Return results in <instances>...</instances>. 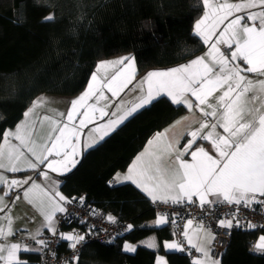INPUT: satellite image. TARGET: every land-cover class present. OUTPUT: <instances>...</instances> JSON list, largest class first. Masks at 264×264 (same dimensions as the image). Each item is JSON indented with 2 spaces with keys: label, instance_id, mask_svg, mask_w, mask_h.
Masks as SVG:
<instances>
[{
  "label": "trees",
  "instance_id": "trees-1",
  "mask_svg": "<svg viewBox=\"0 0 264 264\" xmlns=\"http://www.w3.org/2000/svg\"><path fill=\"white\" fill-rule=\"evenodd\" d=\"M202 12L201 0H0V141L4 130L15 125L35 96L78 94L97 62L115 53H129L134 58L136 77L199 55L205 46L192 41L191 34ZM50 14L54 19L45 21ZM183 112L166 96L155 98L85 150L77 165L61 177L60 190L66 197L79 196L93 210H108L133 226L109 243L85 241L81 235L84 242L72 262L155 264L161 254L167 264H194L197 253L190 259L180 250L164 247L165 241L177 242L175 217L162 214L171 223L157 227L152 221L161 213L138 188L127 182L110 184L113 174L127 167L153 132ZM188 220L197 222H183L184 238ZM68 227L81 225L71 222L61 233H72ZM259 234L264 235V228L241 223L231 232L220 264H264V251H255L254 246L250 250ZM151 236L155 248L141 244ZM127 241L136 243L134 252L123 250ZM68 243L61 239L59 251L66 250ZM39 255L20 256L27 258L26 264H36Z\"/></svg>",
  "mask_w": 264,
  "mask_h": 264
},
{
  "label": "crops",
  "instance_id": "crops-1",
  "mask_svg": "<svg viewBox=\"0 0 264 264\" xmlns=\"http://www.w3.org/2000/svg\"><path fill=\"white\" fill-rule=\"evenodd\" d=\"M262 9H264V5H257L255 8H242L241 12L244 17V21L242 20L241 24H251L252 22L247 19V13L259 12ZM221 12L224 11H220L219 13ZM215 29H217V27ZM214 32H216V30ZM191 37V39H193L192 41L201 42L202 40H200L199 38L201 37L195 33H192ZM216 40L217 36L213 37L207 45V48L210 47V45ZM217 47L219 48L220 53L230 58L231 50L227 44L218 43ZM234 48L235 45L233 44L232 50H234ZM115 54L105 58L106 60L102 59L101 61L111 62V59L114 61L119 60L116 58ZM122 55V57H126V55ZM197 57H204L205 63L213 67L214 72L219 74L220 66L212 60L211 56L207 55L206 48H204V50L199 55L191 58L183 64L181 63V65L189 64ZM231 64L238 65L241 68L248 67L240 59L231 62ZM108 65L110 64H102V67L99 70H97L98 68H95L91 73L84 89L74 96L50 93L38 94L24 110L22 116L15 123V125L4 130L0 141V152L3 153L0 163H3L4 167H0V176H2L5 181L8 182L12 180L21 182V184L18 186H10L8 183H0V227H3L5 231H7L8 218H11L12 230V234L0 236V245L5 246L3 251V255L5 257L7 256V246L11 244H20L22 248L27 246L28 248L32 249V251L28 252L22 250L18 251L16 254L18 261L28 263L27 258L20 256L22 253L40 254L43 248L42 245L37 243L36 240L33 244L26 245L24 243V239L32 238V236H34L37 231L40 232V235L45 232H52L51 230L44 227V214L52 211L54 207V201L56 203H60L61 206L64 205L65 201H60L59 197L56 196V193L58 192L60 195L66 198L65 194L60 190L61 177L69 173L77 165L82 153L85 150L91 148L85 147V144L92 145V147L97 144L100 140H102L100 139L101 136H103V138L107 136L103 135L105 130L102 127L103 125L107 124L108 121L117 120L119 117L124 116L133 107H135L136 104L140 103L142 99L147 97L148 85L144 81L148 73L167 71L169 69L181 66L179 64L172 68L168 67L162 69H153L146 75L142 76L141 79L138 78V80L142 82L139 86L134 88V82L137 80L135 60L133 69L126 68L127 61H125L124 65ZM196 68H201V66H194V70ZM121 69H125L123 74L117 77L115 81H112V77L115 76L116 73ZM94 74L97 76L96 82L92 81ZM241 75L246 77V81H252L254 86L244 95V97H242V101H251L246 105V110L244 112V122H247L258 118V116L261 114H264V91H261L259 85L257 84L258 81H264V75L260 73L247 72H241ZM211 78L215 79L216 77L212 76ZM110 81H112L110 87L112 90H115L117 93L116 95L113 94L112 90H109V87L105 86L108 85ZM90 83L93 84V92L95 94L87 98L84 107H80L78 105L77 111L74 113V120L68 122L67 113L71 108V102L79 98L85 91H87ZM234 83L235 82H233V86ZM226 90V87H216L212 95L207 98V104L200 105L199 107H197L198 101L196 98L190 93H185L183 98L190 102L192 107L189 108L187 104H178L184 109V112L164 128L153 132L148 137L143 147L131 159L127 167L123 170H118L113 174V177L110 180L111 184L114 185L126 182L131 183L136 188H138L148 200L152 202V198L147 192L144 191V187L155 190L157 195H165L166 190L164 185L172 181L174 171L179 168L178 162L176 160L178 154L182 153V155H180L181 160L192 163L193 161L191 152L196 151L199 148H204L209 155H212L214 158H218L219 154L214 148H212L211 141H205L200 137L209 131L214 132V138L219 135H228L221 127H217L214 130L211 128L204 129L199 133L196 141L192 144V147L186 152L184 149L185 145L188 144L190 140H192V137L188 135V133L198 130L202 123H207L209 125L218 122L221 124L223 123L222 114L224 109L218 106V97L222 96L223 92ZM127 93H129V95L126 102L121 103V99ZM159 96H166L172 102L171 97H169L166 93H160V95H157L156 91L153 90L154 99ZM253 97H256L257 99L253 100ZM38 100L42 102L37 103L34 106V102ZM227 102L228 100L226 98L225 103ZM148 104L140 107L139 109L147 106ZM208 104H211L216 108L217 115L215 117H206L204 115V111L212 110L208 107ZM201 108H203L204 111H201ZM29 109H32V111L28 116H25V113L28 112ZM93 109L95 110L93 111ZM139 109H137V111ZM251 109H260L261 111H252L250 114L248 110ZM86 110L89 112L91 120L89 122L86 119L85 126L80 128L79 121L80 119L84 118L83 113ZM101 112L107 113V115L102 116ZM113 113H115V115H113ZM129 116L130 115L126 116V118ZM123 121L121 123H123ZM64 123H68L70 128L75 127L77 129V136L71 137V145L76 147L77 154L74 156L69 155V161L74 160L75 165L72 166V164L69 163L68 166L70 170L66 172L63 171L62 168L60 171H52L50 168H48L47 162L44 164H38L37 158H43L45 155H47L48 161L64 162L65 153H72L73 149L71 145L67 147H61V145L64 143L63 138L61 141L57 142V150L60 152V155H56L55 151H53L51 155H48L46 151V149L52 147V141L55 140L57 135H59V128L63 127ZM98 126L101 127V131L99 132L95 131ZM111 132L112 131L109 133ZM7 133H11V135L6 136ZM158 133H165V135L158 138ZM149 141L152 143L150 144ZM169 145H171V148H169ZM225 150L231 151L234 149ZM138 157H140L139 160L137 159ZM33 164L37 166L31 167ZM134 165V170L131 173L133 179H125V177L129 175V169ZM13 166L21 170L16 172L10 171L9 169ZM45 173H47V177H45ZM24 181H27V183H23ZM157 185H159V187H157ZM25 192H27V197L25 196ZM261 197L262 196L259 194L256 196L258 200H261ZM192 200L201 202L200 197L195 194H193ZM206 200L218 201V197L209 193L206 196ZM183 201L189 200L187 198H183L181 199V202ZM219 201H223L222 197L219 198ZM60 213L61 212H56L53 216L54 227L56 229L58 224V216ZM166 217L167 221L171 223L170 218L168 216ZM157 218L158 215L152 221V223H154ZM189 221H191L190 225L188 223ZM221 221L227 222L232 220L230 218H225ZM162 225L164 224L156 226L159 227ZM185 231L188 233V236L186 237L187 241L189 237L192 240V244H188L197 253V256L192 259V262L194 263L197 260L202 261L203 264H213V262H216L210 256V247L212 241L211 233L206 228L202 227L198 222L193 220H188L185 222L184 232ZM63 233L68 234V232ZM150 241L155 242V239L152 236L148 237L143 240L141 244L147 246V242ZM166 242L176 241L172 239L165 241L164 244ZM199 248H203L204 251H198L197 249ZM165 249L170 250L167 248ZM170 251H179V249ZM205 253H207V255H205ZM0 264H5V262L0 260ZM13 264H15V261ZM66 264H75V262Z\"/></svg>",
  "mask_w": 264,
  "mask_h": 264
},
{
  "label": "snow or ice",
  "instance_id": "snow-or-ice-1",
  "mask_svg": "<svg viewBox=\"0 0 264 264\" xmlns=\"http://www.w3.org/2000/svg\"><path fill=\"white\" fill-rule=\"evenodd\" d=\"M205 8L207 9L210 4V0H202ZM257 5H264V0H248L246 4H228L224 3L219 5L214 11L224 10V15L217 17L216 24H223L229 16L232 15L233 10L239 12L242 8H255ZM244 17L235 16L223 31L220 32L217 41L210 45L212 51L208 53L212 57V60L220 66L219 74L214 72L213 67L205 63L204 57H197L192 60L189 64L181 65L179 67L169 69L167 71H157L150 72L145 77V83L148 85L147 97L142 99L140 103L136 104L128 113L124 116L119 117L117 120L108 121L107 124L103 125V135H108L110 131L115 130V127L119 125L128 115L137 111L140 107L150 103L153 97V90L156 91L157 95L160 93H166L171 97L172 102L176 104H187L189 108L192 104L185 100L183 97L185 93H190L198 101L197 107L200 105L207 104V98L212 95L216 87H226L227 90L223 92V95L218 97V106L224 109L222 114L223 123L207 124L202 123L200 128L196 131L188 133L192 137V140L185 145L184 151H188L192 147V144L196 141L200 132L206 128L216 129L217 127L223 128V131L228 135H219L214 138V132L209 131L204 134L201 139L205 141H211V146L219 154L218 158H214L209 155L204 148H199L196 151L191 152L192 163L185 162L180 159L178 154L176 160L178 162L179 168L174 171L173 179L170 183L164 185L166 194L157 195L156 191L144 187V191L155 201H161L164 204L169 203H179L181 199L187 198L189 201L192 200L193 194L200 197L201 206L206 202H219V198L222 197L223 202L229 204H241L243 203L246 207L250 206L252 203H264L256 198L257 194L264 196V114H261L256 119L244 122V112L246 110V105L250 103L249 100H243L242 97L249 92L254 86L252 81H246V77L241 75V72L247 73H260L264 75V9L259 12H248L247 19L251 21V24H241ZM54 19L53 15H48L44 17L45 21H52ZM209 19V14L205 11L204 17L198 21L195 25V34L203 38L205 44L209 43L213 33L211 29L208 31L202 30V25L206 23ZM258 22V23H257ZM225 33L229 34L228 39H224ZM218 43H225L229 46L231 50L230 58L219 52L217 47ZM235 45L234 50H232V45ZM242 60L248 67L241 68L238 65H233L231 62L236 60ZM127 61L126 68H134V58L130 56L122 57L121 59L114 62H102V64H112L114 65H124ZM199 65L201 68H196L194 66ZM125 69H121L112 77V81H115L117 77L123 74ZM215 76V79L211 77ZM155 78V79H154ZM92 81H97V76L94 74ZM108 85L109 90H112L110 85ZM130 82V81H129ZM233 82L234 86H233ZM261 91H264V81H258ZM126 86V84H125ZM113 94L117 93L112 90ZM93 84L90 83L88 90L85 91L79 98L71 102V108L67 113V121L71 122L74 120V113L77 111L78 105L84 107L87 98L94 95ZM234 94V95H233ZM228 100L225 103V100ZM257 99L256 97L252 98ZM42 101L34 102V106ZM208 107L212 109L211 111H204L206 117L217 115L216 108L208 104ZM95 109H93L94 111ZM32 109H29L25 113L28 116ZM251 114L252 111L260 112V109L248 110ZM63 115V114H61ZM101 115H107V113L101 112ZM115 115V113H113ZM84 118L80 119L79 127L83 128L85 126L86 119L90 122L91 117L89 112L86 110L83 113ZM19 130V126H18ZM95 131H101V127H97ZM11 135V133H7ZM165 133H158L157 137H162ZM77 136V129L75 127H69L68 123H64L63 127L59 128V135L55 137L52 141V147L46 149L48 155H51L53 151L56 155H60L57 150V142L61 141L63 138L64 143L61 147H67L71 145V137ZM19 138V137H17ZM103 139V136L100 137ZM151 144L152 142L149 141ZM72 146V153H65L64 162L61 161H48L47 155L43 158H37L38 164H44L47 162L48 168L52 171H69V163L72 166L75 165V161H69V155H76V147ZM85 147H92V145L85 144ZM171 148V145H169ZM225 149H234L231 151H226ZM3 153L0 152V159H2ZM138 160L140 157L137 158ZM33 164L31 167H36ZM0 167H4L3 163H0ZM135 165L129 169V175L125 179L132 180V172ZM10 171L16 172L21 169L13 166L9 169ZM47 177V173H45ZM0 183H8L10 186H18L21 184L20 181L12 180L10 182L5 181V179L0 176ZM23 183H27L24 181ZM159 187V185H157ZM174 193V194H173ZM214 194L218 197V201H207V194ZM27 197V192H25ZM56 196L59 197L60 201H65L67 198L60 195L58 192ZM76 198H73L75 200ZM80 203L83 204V198H79ZM72 202V201H68ZM66 209L61 206L60 203L54 201V207L51 212L45 213V224L44 227L51 230L53 234L56 233V228L54 227L53 216L56 212H65ZM93 211V210H90ZM94 214V211H93ZM110 223H116V220L112 216L107 217ZM167 217L165 215H158L157 220L154 222L156 225H161L167 223ZM189 225L191 221L188 222ZM221 226L232 227V221H220ZM237 226L239 222L237 221ZM94 227V226H93ZM140 227H147L146 225H141ZM248 227H261L259 225L248 224ZM132 225H127L125 230L131 231ZM5 234H12L11 230V218H8V229L5 231L3 227H0V236ZM119 234V233H118ZM40 232L32 236L33 240L44 246L47 241L38 240L37 237ZM184 235L187 237L188 233L185 231ZM61 239L69 241V247L75 248L78 243L84 240V237L74 233L64 234L61 233ZM188 243L192 244V240L189 237ZM147 247L155 248L156 244L154 241L147 242ZM164 247L170 250H183L177 242H166ZM257 250L264 251V236L259 238L257 245L255 246ZM5 246L0 245V260H3L5 264H26V262L18 261L16 254L18 251H32V249L27 246H22L20 244H11L7 246V256L3 255ZM123 250L126 252H134L136 247L131 244L125 243ZM198 251H204L203 248L197 249ZM207 255V253H205ZM157 264H166L163 258L157 260ZM194 264H203L202 261H195ZM213 264H218V262H213Z\"/></svg>",
  "mask_w": 264,
  "mask_h": 264
},
{
  "label": "built area",
  "instance_id": "built-area-1",
  "mask_svg": "<svg viewBox=\"0 0 264 264\" xmlns=\"http://www.w3.org/2000/svg\"><path fill=\"white\" fill-rule=\"evenodd\" d=\"M66 198L67 200L64 202L66 211L61 212L58 216L56 233L45 232L37 238L38 240L47 241V244L43 246L36 264H66L77 258L84 241L78 243L75 248H70V243H68L66 250L59 251L62 227H67L71 222H77L81 227H68V230L74 234L84 235L86 237L85 241L109 243L127 232L125 230L127 223L121 221L112 212L108 210H93L89 205L81 204L79 197L70 196ZM73 198L76 199L73 200ZM260 201H264V196L261 197ZM152 204L157 213L175 217L177 243L183 249L180 251L190 259L196 256V251L188 245L186 238L183 236V222L186 219L196 220L212 234L210 254L215 260H218L224 252L231 232L239 228L237 221L239 225L245 223L259 225L261 226L257 227L259 229L264 228V203L251 204L246 207L243 203L229 204L219 201L215 203L206 202L201 206V202L194 200L180 201L179 203L169 201L167 204L158 200L152 201ZM90 210H93L94 214ZM109 215L115 218L116 223L108 221L107 217ZM223 218L232 219V223L235 219L236 223L232 224V227L221 226L220 221ZM34 242L35 240L32 238L24 239L26 245H31ZM255 242L256 239L251 241L250 250L253 249Z\"/></svg>",
  "mask_w": 264,
  "mask_h": 264
},
{
  "label": "rangeland",
  "instance_id": "rangeland-1",
  "mask_svg": "<svg viewBox=\"0 0 264 264\" xmlns=\"http://www.w3.org/2000/svg\"><path fill=\"white\" fill-rule=\"evenodd\" d=\"M201 2H202V0H201ZM224 3H228V4H246V3H248V0H210L209 7H208L207 9L205 8V6H204V4H203V2H202L203 12H202L201 16H200L197 20H195V22H194V24H193L192 33H193V34L195 33V25H196V23H197L198 21H200V20L204 17V15H205V11L208 12V14H209V19L206 21V23H205L204 25H202V30H204V31H208L209 29H211V31H212L213 33H215L214 35H212L211 39H212L213 37H215V36H217V39H218V38H219V35H220V32L223 31V29L226 27V25L229 23V21H231L235 16H242V17H243L242 12H241L242 10H240L239 12L233 10L232 15L229 16L228 19L225 20L223 24H216V26L213 27V24L216 22L217 17H219V16H223V15H224V12L219 13L220 11H224V10L214 11V9H216L219 5L224 4ZM242 20L244 21V18H243ZM241 22H242V21H241ZM216 27H217V29H215ZM215 30H216V32H214ZM224 37H225L224 39H228L229 34H228V33H225V36H224ZM199 39H200V40L202 39L201 42H202V44L205 46V48H206V53H207V55H208V53H209L210 50H211L210 47L207 48V45H208L209 43L205 44V43L203 42V38H202V37L199 38ZM211 39H210V40H211ZM216 41H217V40H216ZM209 42H210V41H209ZM122 54H124V55L127 56L129 53H122V52H119V53H116L115 56H116L117 59H120V58L123 56ZM107 58H108V57H107ZM105 60H106V59H105ZM102 62H106V61H101V60H99V61L97 62V64L95 65V68H96V69L98 68L97 70H99V69L102 67ZM111 62H114V60L111 59ZM100 63H101V65H100ZM182 64H183V63H182ZM111 65H112V64H110V65H108V66H111ZM178 65H179V64H178ZM180 65H181V63H180ZM175 66H177V65H175ZM175 66H172V67H175ZM172 67H170V68H172ZM95 68H94V69H95ZM107 69H108V68H107ZM159 69H162V68H159ZM152 70H153V69H152ZM150 71H151V70H150ZM148 72H149V71H147V72H146L145 74H143L142 76L146 75ZM142 76L136 77L137 80H135V82H134V85H133L134 88H136L137 86H139V85L141 84L142 81H139L138 78L141 79ZM128 95H129V93H127V94L121 99V103L126 102V100H127V98H128ZM133 100H135V99H133ZM75 197H79V196H75ZM79 198H81V197H79ZM211 201H212V200H211ZM63 207H64V205H63ZM261 236H264V235L259 234V235L257 236L256 242H255V245H254V249H255V251H260V250H257L255 246L257 245V243H258V241H259V238H260ZM142 242H143V241H141V243H142ZM125 243H127V244H131V245H134V246L136 247V243L129 242V241L124 242V244H125ZM124 244H123V246H124ZM260 252H261V251H260ZM159 258H163V260L166 262V259H165L164 255L158 254L157 257H156V259H155V264H157V260H158ZM216 262H218V264H220V261H219V260L216 261ZM166 264H167V263H166Z\"/></svg>",
  "mask_w": 264,
  "mask_h": 264
}]
</instances>
